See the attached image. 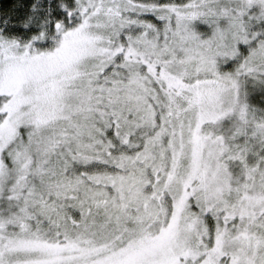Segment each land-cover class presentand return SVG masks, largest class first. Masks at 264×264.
<instances>
[{
  "label": "rangeland",
  "instance_id": "1",
  "mask_svg": "<svg viewBox=\"0 0 264 264\" xmlns=\"http://www.w3.org/2000/svg\"><path fill=\"white\" fill-rule=\"evenodd\" d=\"M40 4L55 50L0 15V264H264V0Z\"/></svg>",
  "mask_w": 264,
  "mask_h": 264
},
{
  "label": "trees",
  "instance_id": "2",
  "mask_svg": "<svg viewBox=\"0 0 264 264\" xmlns=\"http://www.w3.org/2000/svg\"><path fill=\"white\" fill-rule=\"evenodd\" d=\"M40 1L42 0H0V15H12L10 29L6 30L7 35L41 50H55L58 43H50L49 37L50 33L56 32L54 26L59 18L55 12L50 17L40 8ZM102 139L105 140L103 137Z\"/></svg>",
  "mask_w": 264,
  "mask_h": 264
}]
</instances>
